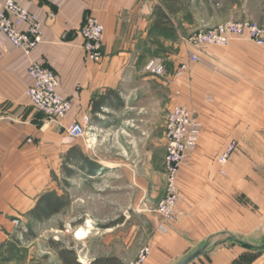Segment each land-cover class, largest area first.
Instances as JSON below:
<instances>
[{"label": "crops", "instance_id": "0c3cea01", "mask_svg": "<svg viewBox=\"0 0 264 264\" xmlns=\"http://www.w3.org/2000/svg\"><path fill=\"white\" fill-rule=\"evenodd\" d=\"M252 1L25 0L44 24V41L27 55L0 37V264H17L16 254L7 255L14 226L48 190L52 160L67 151L69 158L81 154V168L69 161L73 174L79 168L91 179H111L108 189L99 190L110 196L100 203L116 210L102 218H119L108 230L148 224L150 254L144 264H175L203 245L205 252L189 264H264V45L247 35L222 46L182 41L193 29L238 20L241 11L249 16L255 4L264 12V0ZM158 6L178 37L164 49L155 25ZM85 14L105 26L101 62L85 56L80 33ZM159 54L166 58L165 80L139 69ZM194 54L202 60L173 81L180 62ZM34 60L55 69L59 92L72 101L62 120H48L27 95ZM181 104L202 129L177 177V220L164 230L156 207L166 195L165 120ZM73 122L83 124L87 134L72 137L66 127ZM233 140L237 149L224 166L216 155Z\"/></svg>", "mask_w": 264, "mask_h": 264}, {"label": "built area", "instance_id": "2783aa9c", "mask_svg": "<svg viewBox=\"0 0 264 264\" xmlns=\"http://www.w3.org/2000/svg\"><path fill=\"white\" fill-rule=\"evenodd\" d=\"M82 22L80 33L84 38L83 50L89 60L101 62L105 53V26L93 14L87 15ZM43 27L44 24L39 15L26 7L25 0H6L3 8L0 9V37L5 36L15 47L21 48L27 55H31L44 41ZM246 35L258 45H264V29L249 20L226 21L207 29H198L184 39L191 45L222 46L237 37ZM198 60L199 55L194 54L181 61L172 76L173 80L179 81L180 76ZM150 70L160 77L166 74V66L163 63L152 62ZM28 74L31 85L27 89V95L32 105L42 111L50 121L64 119L71 111L72 101L67 95L59 92L60 81L55 69L34 60L28 65ZM85 121H89L88 116H85ZM165 121L166 195L156 208L160 216V228L164 230L166 226L177 220V205L180 198L177 177L183 162L195 150L202 129L201 121L194 116L189 107L182 104L172 106ZM66 128L74 138H80L87 133L86 127L81 123L73 122ZM235 147L236 141H232L226 151L219 156V161L226 164L229 155L236 149ZM149 254L148 248H143L134 264H144Z\"/></svg>", "mask_w": 264, "mask_h": 264}, {"label": "rangeland", "instance_id": "374dc122", "mask_svg": "<svg viewBox=\"0 0 264 264\" xmlns=\"http://www.w3.org/2000/svg\"><path fill=\"white\" fill-rule=\"evenodd\" d=\"M259 2L262 1H252V3L257 4H259ZM174 5L178 8L176 3H174ZM194 6L201 5L195 3ZM195 9L198 12V7ZM248 13L250 15L245 17L241 11L240 18L237 21H241L243 19L253 21L264 29V12L261 11L256 4L250 7ZM87 15L89 14H85L83 20L87 17ZM208 27L212 26L204 28L199 27L193 29V31L198 29H207ZM161 31V34H163V44L161 48L164 49L166 45L164 43L169 41V39L172 41L178 40V37H176L175 34H172V32L170 33L172 30L164 29ZM193 31L183 35L182 41H185L184 38L193 34ZM165 60V54L156 55L155 57H151L145 63L142 61L144 65L139 69H141L144 73L155 75L150 70L151 63L159 62L165 65ZM201 60L202 58L199 56V60L197 62H200ZM174 73L172 76H174ZM163 77L165 80V77L167 76ZM168 100L169 97L166 94V102H168ZM168 110L169 107L167 108V111ZM233 141H236L235 148L237 149L238 141ZM227 147L228 145L226 146V149ZM226 149L216 155V160L219 163H221L219 161V156L222 155ZM233 152L229 155L227 161L230 159ZM64 157V154H59L56 160H52V173L48 176V183L47 185L45 184V186L48 190H55L65 197L68 201V206H66L59 213L42 220H36L29 213V211L26 212L27 214L25 215V218L17 221L14 226L15 230L13 231L12 236L14 240L12 241L14 244V250L12 249V251L8 252L7 255L11 257L13 254H16L19 258L17 264H24L26 261L28 262V259H30V263L33 264H64L58 254L59 249L73 248L78 255V259H82L86 262H89V260L94 257L99 258V256H108V254H111L109 256H112L115 254L119 258L124 256L132 259L133 262L131 264H134L138 260L142 249L146 247L147 233L145 228L148 227V224H146L145 221H139L138 224H133V222H131V224L126 223V226L122 228L117 226L116 228L113 227L111 230H108L106 227L112 226V223L118 221L119 218H102L103 215L105 217H108V215L112 216L116 210L112 207L110 209L109 205L107 206L108 203L106 202H103L102 204L100 203L102 199L106 200L110 198V196H107V194H102L103 196H101L99 194V190L103 187V189H108V185L111 184V179L107 180L106 178L102 179L99 177L91 179L85 175L82 170H79V168L75 169L74 174H70L73 168L69 167V162L65 164ZM221 164L225 166L227 163ZM222 174H226L225 170H222ZM92 190H95L96 194H93L94 191ZM91 195L94 199H96L93 204L89 202L92 197ZM87 215L98 217L94 220H88L86 219ZM83 226L90 232L83 238H79L77 232ZM9 250H11L10 247Z\"/></svg>", "mask_w": 264, "mask_h": 264}, {"label": "trees", "instance_id": "16d2710c", "mask_svg": "<svg viewBox=\"0 0 264 264\" xmlns=\"http://www.w3.org/2000/svg\"><path fill=\"white\" fill-rule=\"evenodd\" d=\"M165 1V0H164ZM156 13L159 16V19L156 21L155 25L161 30L170 29V21L168 20L165 9L158 6ZM112 92V91H111ZM77 153V154H76ZM74 158H69V153L64 157V162L74 161L75 165H80L81 168V154L75 152ZM64 166V165H63ZM66 166V165H65ZM73 171L71 170V173ZM38 201L36 204L29 210V213L36 219L42 220L53 216L56 213L62 211L66 206H68V201L55 190H46L39 195ZM58 254L60 255L64 264H125L121 258L113 254L112 256H99L88 263H82L78 259V255L73 248H62L59 249Z\"/></svg>", "mask_w": 264, "mask_h": 264}, {"label": "water", "instance_id": "95a60500", "mask_svg": "<svg viewBox=\"0 0 264 264\" xmlns=\"http://www.w3.org/2000/svg\"><path fill=\"white\" fill-rule=\"evenodd\" d=\"M207 248V245L200 246V248L194 250L192 253L187 255L184 259L178 261L175 264H189L195 259L199 258L200 255H202L205 252V249Z\"/></svg>", "mask_w": 264, "mask_h": 264}, {"label": "bare ground", "instance_id": "6f19581e", "mask_svg": "<svg viewBox=\"0 0 264 264\" xmlns=\"http://www.w3.org/2000/svg\"><path fill=\"white\" fill-rule=\"evenodd\" d=\"M90 231L87 230V228H85L84 226L82 228H80L77 232V235L79 238H83L84 236H86Z\"/></svg>", "mask_w": 264, "mask_h": 264}]
</instances>
